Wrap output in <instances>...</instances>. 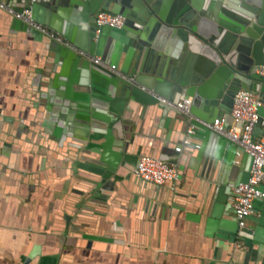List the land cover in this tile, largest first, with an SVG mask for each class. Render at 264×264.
Returning a JSON list of instances; mask_svg holds the SVG:
<instances>
[{"label":"crops","instance_id":"crops-1","mask_svg":"<svg viewBox=\"0 0 264 264\" xmlns=\"http://www.w3.org/2000/svg\"><path fill=\"white\" fill-rule=\"evenodd\" d=\"M55 16L64 29L82 27V17ZM14 20L0 8V264H264V250L232 242L208 221L218 185L234 184L244 164L234 142L201 139V157L194 147L176 156L185 135L181 111L129 104L123 137L115 131L129 144L127 154L142 148L143 154L179 157L184 169L177 183L157 185L122 164L103 187L93 184L101 176L79 167L91 156L80 154L71 138L60 145L49 136L61 112L58 104L49 109L43 96L53 75L50 40L14 29ZM156 53L146 54V65H165ZM124 60L125 54L119 69ZM255 226L248 220V228Z\"/></svg>","mask_w":264,"mask_h":264},{"label":"water","instance_id":"water-1","mask_svg":"<svg viewBox=\"0 0 264 264\" xmlns=\"http://www.w3.org/2000/svg\"><path fill=\"white\" fill-rule=\"evenodd\" d=\"M11 1L20 4L18 11L31 7L36 22L55 30L73 46L14 20V29L29 32L39 41L44 37L50 40L49 52L55 54L50 69L53 75L43 96L51 102L49 109L58 104L61 112L60 123L49 136L60 145L71 138L80 154L91 156L92 161L81 160L79 167L101 176L93 184L98 182L103 187L120 165L137 167L142 156L177 164L179 176L184 169L179 166V157L143 154L142 148L136 154H127L129 144L119 141L115 131L123 137V114L129 104H139L143 111L152 106L172 110L162 99L178 103L192 98L188 114L178 111L177 120L185 132L183 145L178 147L199 149V157L205 150L199 140H225L208 125L217 119H225V127L233 123L232 110L239 92H249L259 99V113L264 118V76L259 73L264 66V0H9L8 4L15 3ZM101 11L124 16L125 26L119 29L98 24ZM55 13L71 21L82 17V27L74 31L68 23L62 28ZM149 51L159 53L161 61L165 58V65L163 61L146 65ZM93 57H101L102 62L117 70L93 61ZM107 89L119 98L107 95ZM234 147L243 154L244 164L234 184L218 185L208 221L217 224L232 242L241 239L247 247L258 246L261 252L264 198L255 200L249 217L255 228L244 229H240L230 201L232 189L249 181L253 164L250 154L236 143ZM97 192L104 193L101 189ZM190 217L199 220V216Z\"/></svg>","mask_w":264,"mask_h":264},{"label":"built area","instance_id":"built-area-1","mask_svg":"<svg viewBox=\"0 0 264 264\" xmlns=\"http://www.w3.org/2000/svg\"><path fill=\"white\" fill-rule=\"evenodd\" d=\"M0 8L52 39L73 47L63 36L36 22L33 19L31 7L18 11L15 7L0 2ZM97 22L100 25H108L120 29L125 26L126 19L119 14L101 11L97 16ZM81 54L87 55L84 52H81ZM92 60L112 71L117 70L115 66H108L102 62L101 57H93ZM259 73L264 76V66L260 68ZM162 101L185 114L191 111L193 103L192 98H187L178 103L166 99H162ZM260 106L262 104L255 95L241 91L235 97L232 110L233 123L229 127H225V119H217L213 124L208 125L222 136L238 144L253 157L249 181L240 183L234 188L233 207L240 229L247 227L249 217L253 214L255 200L264 198V118L259 113ZM259 130L262 134L257 137ZM190 132H193V130L190 129ZM185 143L190 144V141L185 140ZM176 150L181 152L182 147H178ZM135 174L147 182L165 185L178 181L179 168L177 164L168 163L159 158L142 156L135 169Z\"/></svg>","mask_w":264,"mask_h":264}]
</instances>
